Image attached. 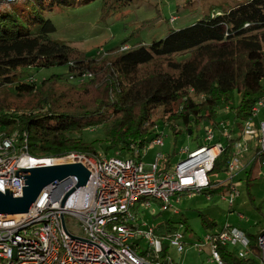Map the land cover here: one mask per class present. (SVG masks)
Instances as JSON below:
<instances>
[{
    "label": "trees",
    "instance_id": "trees-1",
    "mask_svg": "<svg viewBox=\"0 0 264 264\" xmlns=\"http://www.w3.org/2000/svg\"><path fill=\"white\" fill-rule=\"evenodd\" d=\"M129 1L103 0L104 10L110 12L114 6L117 9ZM24 2L0 11V94L38 95L40 99L29 111L12 110L1 104L0 135L14 137L21 145L26 133L29 150L36 156L69 152L97 155L101 151L134 156L162 135L157 132L160 122L175 134L182 131L178 128L181 126L189 135L200 125L211 124L219 130L220 106L232 112L230 133L235 134L243 132L244 122L254 117V107L264 101V0H243L225 11L207 14L189 26L171 30L165 38L151 44L109 51L100 61L110 60L112 66L106 80L100 83L97 77L83 75L89 73L84 70L88 62L99 61V50L81 52L54 39L56 26L52 20L36 19L35 0ZM58 65L67 66L68 71L40 82L33 75L27 76L29 67ZM82 80L94 88L85 98L74 97ZM56 83L67 88L57 93L53 87ZM236 90L242 100L233 107L231 93ZM96 127L105 133L107 144L103 150L97 148V140H87L83 135L87 128ZM217 138L224 141V150L212 171L227 172L240 135ZM202 144L198 142V146ZM261 158L263 161L264 154ZM210 183L204 190L207 195L220 196L229 190L223 182L210 179ZM201 215L206 226L216 228L213 218ZM176 223L166 219L157 225L156 233H174L178 229ZM179 223L189 226L184 216ZM246 235L254 254L259 256L260 231ZM168 251L166 243L163 255ZM220 251L228 264H259L253 257L239 258L227 246L220 247Z\"/></svg>",
    "mask_w": 264,
    "mask_h": 264
},
{
    "label": "built area",
    "instance_id": "built-area-1",
    "mask_svg": "<svg viewBox=\"0 0 264 264\" xmlns=\"http://www.w3.org/2000/svg\"><path fill=\"white\" fill-rule=\"evenodd\" d=\"M258 104L264 105V101ZM257 106L253 116L258 112ZM246 123L236 144L238 153L247 148L249 120ZM224 128L227 134L229 125ZM205 131L204 143L194 149L187 148V157L174 169L166 170L159 169V158L147 168L138 151L128 157L102 152L36 156L29 150L26 133L21 145H17L14 137L0 135V191L3 193L9 188L14 196L23 195L26 178L16 174L22 168L80 161L91 172L88 183L67 197L63 212L62 200L76 186V176L44 187L28 212L0 215V264H178L169 251L163 255L164 247L167 243L169 250L170 246H176L183 251L184 234L177 230L160 235L156 233V225L136 222L132 208L136 204L149 209L159 206L161 211L180 214L179 205L184 196L204 193L211 186L209 174L224 145L216 140L212 126L206 125ZM258 131L254 161L264 154V120ZM150 144L163 145L164 140L160 136ZM240 160L236 153L229 161L231 177L240 170ZM228 185L233 197L237 195L235 185ZM221 198L227 200L225 194ZM234 200L235 197L229 200L230 206ZM144 240L149 242L147 247ZM206 241L212 246L213 260L217 264H228L220 247L232 245L239 246L235 251L239 258L253 257L264 264V228L258 239L259 256L254 254L245 232L235 227L208 233Z\"/></svg>",
    "mask_w": 264,
    "mask_h": 264
},
{
    "label": "rangeland",
    "instance_id": "rangeland-1",
    "mask_svg": "<svg viewBox=\"0 0 264 264\" xmlns=\"http://www.w3.org/2000/svg\"><path fill=\"white\" fill-rule=\"evenodd\" d=\"M24 1L26 0H2L0 11L9 8L10 4H13V7L23 5ZM56 1L35 0V8L38 10L34 14L35 18L52 20L56 26V31L52 34L54 39L63 41L81 52L99 50V61L88 62L84 70L89 72V77H97L100 83L106 80L109 68L112 66L110 60L100 61L104 54H110L117 48L119 51H124L137 44H151L154 40L165 38L171 30L189 26L207 14L225 11L243 0H130L129 3L117 9L114 6L110 12H105L103 0H69L68 3L59 4ZM28 69V78L29 75H33V78L39 82L52 74H63L68 71V67L63 65L48 68L32 66ZM83 82L85 81L78 83L82 87L77 88L74 97L85 98L94 88L92 84ZM53 87L57 93L67 88L60 83L53 84ZM39 99L38 95L16 96L9 92H2L0 105L11 106L12 110L29 111L37 106ZM241 100L242 94L239 91L231 93L230 103L233 107L238 106ZM257 108L258 112L249 120L250 128L248 129V135L253 139L254 144L258 142V130L264 120V105L258 104ZM217 121L221 122L219 130L207 124L215 130L216 138L219 134L231 137V129L229 128L227 134H224V129H227L224 126L233 125L232 112L227 107L220 106ZM245 123L246 126L247 123ZM178 128H182V131L175 134L166 124L159 123L157 132L162 134L164 144H150L141 149V161L147 168L159 158L160 170L174 169L187 157L188 154L185 151L187 148L194 149L199 141L204 140L205 125L197 126L194 133L191 131L193 135H189L183 126ZM83 135L87 140H97L96 146L100 150H103L107 144L101 127L87 128ZM255 151L256 148L253 147L248 154L251 155ZM101 152L104 153V151ZM233 175L231 177L230 170L212 171L209 174L212 181L223 182L227 186L229 183L235 185L238 194L234 195L233 206L229 204V200L234 198L229 190L225 194L227 200H222L221 195H210V199L205 193H193L191 197L184 196L179 205L182 209L180 214L161 211L159 206L149 209L136 204L132 208L137 216L136 222L147 221L157 226L166 219H172L177 222V230L185 236L183 251H179L176 246H170L169 252L174 261L178 264H217L213 260L212 246L206 241L208 233L220 232L226 226L249 229L256 233L264 227V164L261 156H258L252 165L250 180L245 168ZM201 213L213 218L217 223L216 228L210 229L206 226ZM183 216L188 218L189 226L179 223ZM143 243L147 247L149 242L144 240ZM229 247L237 251L239 246Z\"/></svg>",
    "mask_w": 264,
    "mask_h": 264
},
{
    "label": "water",
    "instance_id": "water-1",
    "mask_svg": "<svg viewBox=\"0 0 264 264\" xmlns=\"http://www.w3.org/2000/svg\"><path fill=\"white\" fill-rule=\"evenodd\" d=\"M90 173L88 167L80 161L22 168L16 171V174L17 176H21V178H26V185L23 186V195L19 197L14 196L13 192L9 191V188H5L6 193L0 191V215L28 212L37 201L44 187L56 180H62L68 176H76L78 180L76 186L67 192L62 200L61 212H63L64 202L67 197L77 188L85 186L88 183Z\"/></svg>",
    "mask_w": 264,
    "mask_h": 264
},
{
    "label": "crops",
    "instance_id": "crops-1",
    "mask_svg": "<svg viewBox=\"0 0 264 264\" xmlns=\"http://www.w3.org/2000/svg\"><path fill=\"white\" fill-rule=\"evenodd\" d=\"M229 126H231V125H229ZM241 131V130H240ZM220 135V134H219ZM240 135V138L238 139V140H240L241 139V137H242V132H238V133H235V134H231V138H236L237 136H239ZM247 136V140H246V145H247V148L246 149H244V150H242L240 153H238V151H237V149H236V144L239 142L238 140L237 141H235V145L233 146V156L237 153L240 157H241V160H240V162L242 163V165H241V168H240V170L239 171H241V170H243L244 168H245V171H248V173H249V176H248V178L250 179V177H251V173H252V165H253V163H255L256 162V160L254 161L253 159L256 157V154H257V150H258V147H257V143L256 144H254V143H252V141H253V139H251L250 137H249V135H246ZM245 136V137H246ZM218 137V136H217ZM217 141H219V142H222V144L224 143V141H221V140H219L218 138H217ZM202 143H204V141H201ZM253 147H255L256 148V151H255V153H253V154H251V155H249L248 153L251 151V149L253 148ZM249 150V151H248ZM248 151V152H247ZM244 166V167H243ZM238 171V172H239ZM235 227V226H234ZM235 228H238V229H240V230H242V231H244V232H250V233H255V232H253V231H251V230H249V229H242V228H239V227H235ZM264 227H262L261 229H263ZM245 233V234H246ZM257 233V232H256Z\"/></svg>",
    "mask_w": 264,
    "mask_h": 264
}]
</instances>
